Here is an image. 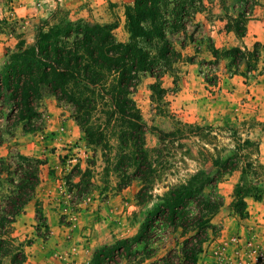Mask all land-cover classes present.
Here are the masks:
<instances>
[{
  "label": "rangeland",
  "instance_id": "obj_1",
  "mask_svg": "<svg viewBox=\"0 0 264 264\" xmlns=\"http://www.w3.org/2000/svg\"><path fill=\"white\" fill-rule=\"evenodd\" d=\"M11 1L2 3L4 12L0 15L4 43L0 70L9 50L33 44L43 21L83 19L92 25L118 22L116 38L125 41L129 37L124 9L118 3L40 0L45 15L24 23L9 14ZM68 2L72 5L70 8ZM204 3L210 21L221 17L225 28H234L241 9L239 0H206ZM13 37L14 47L6 44ZM201 37L204 41L185 48L174 72L163 77L162 86L167 90L162 96L153 95L151 85L155 78L150 74L142 76L133 93L146 125L144 147L153 162V171L147 179L136 177L132 170H125L123 164L119 166L114 123L108 128V146L89 144L73 117L72 107L59 103L44 88L38 100L39 118L31 124L38 128L26 131L23 124L14 126L15 107L10 99L0 98V158L17 161L16 156L23 154L45 161L39 166V182L30 200L11 224L17 241L27 245L28 258L24 264H53L58 254H75L82 241L95 242L93 248L96 249L134 234L148 209L161 201L171 187L186 182L200 169L221 177L216 190L212 191L221 202L212 220L217 235L210 236L211 248L206 250L210 252L212 264H264V260L256 261L254 252L256 249L264 251V200L247 198V215L243 218H239L231 206L244 166L252 167L254 181L264 188V163L259 160L264 115L253 112L255 107L264 104L256 100L257 91L253 87L264 73V64L260 66L264 47H261L258 66L248 70L245 61L234 64L224 55V51L231 48L226 45L219 48L218 58L208 60L210 37L204 30L196 35L198 39ZM189 57H195L194 67L189 65L192 63L187 61ZM189 72L197 81L195 91L199 97L195 101H188L184 96L192 88L191 79L187 78ZM236 74L238 94H235L236 84L230 80ZM100 109L93 119L98 123L106 118ZM236 173L239 178L234 176ZM9 187L5 185V189ZM90 199L96 201L97 207L93 205L91 218L80 229L79 216L88 208L85 203ZM0 205L10 209L8 202L0 201ZM97 221H104L103 225ZM224 235L227 236L224 238ZM235 237L241 241L235 242ZM248 241H252L256 249L248 248Z\"/></svg>",
  "mask_w": 264,
  "mask_h": 264
},
{
  "label": "trees",
  "instance_id": "obj_2",
  "mask_svg": "<svg viewBox=\"0 0 264 264\" xmlns=\"http://www.w3.org/2000/svg\"><path fill=\"white\" fill-rule=\"evenodd\" d=\"M261 2L239 0L241 9L231 28L244 36L250 14ZM204 10V0H134L124 5L129 33L125 41L116 38L118 22L43 21L33 44L9 50L0 70V98H9L14 105V126L23 124L26 131L38 128L31 124L39 118L38 100L46 88L59 103L72 107L89 144L108 146V128L114 123L119 166L147 179L153 162L144 147L146 125L133 93L144 74L155 78L153 95L166 92L162 79L174 72L183 58L182 50L189 43L204 41L196 38L201 29L196 14ZM207 46L218 58L221 50L211 38ZM261 47L258 41L253 49L233 46L224 55L234 64L245 61L248 70L254 69ZM187 61L194 62L195 57ZM99 108L106 118L98 123L93 119ZM13 159L0 158V201L10 204V209L0 205V264H24L28 258L27 245L17 241L11 224L30 200L39 182V166L45 163L23 154ZM219 181L221 177L200 169L186 182L171 187L146 211L134 234L96 248L88 264H198L217 235L212 220L221 202L212 191ZM249 197L264 200V188L254 181L250 165L243 167L231 203L239 218L247 215Z\"/></svg>",
  "mask_w": 264,
  "mask_h": 264
},
{
  "label": "crops",
  "instance_id": "obj_3",
  "mask_svg": "<svg viewBox=\"0 0 264 264\" xmlns=\"http://www.w3.org/2000/svg\"><path fill=\"white\" fill-rule=\"evenodd\" d=\"M8 1V0H7ZM111 3H118L120 6L123 7L127 3H133L134 0H108ZM206 2V0L204 1ZM2 3H5V0H0V15L3 14L4 12V6ZM67 6L69 8L72 6L70 2H68ZM74 6V5H73ZM11 7L12 9L9 11V14L13 16V18L20 19L21 22L24 23H29L30 21L34 22L36 19L41 18L42 16L45 15V8L44 5L42 4V1L40 0H12L11 1ZM124 12V11H123ZM207 10H204L203 12H199L196 14V20L201 24V29L198 31V33L202 32L204 30L209 37L212 39L214 42L215 46L217 48H222L223 46L227 47H233V46H241V47H247L251 49L253 45L258 41L264 44V0H262L261 4L257 5L253 10L252 13L250 14V18L246 24L247 29H246V34L244 36L236 34L233 28H225L223 25L224 21L223 19L220 18H215L214 21H210L207 17ZM252 15V17H251ZM27 25L23 28L25 30ZM197 33V34H198ZM2 36L0 34V61L3 59V40ZM11 39V38H10ZM15 38L13 37L10 41H7L6 44H11V46H15ZM196 43H189L185 48H189ZM184 48V49H185ZM182 50L183 52L185 50ZM211 51L208 50V53L206 54L208 60L213 58ZM261 64H264V59H261ZM191 67H194L195 61L189 64ZM191 72L188 74V79H191V82H189L190 86L192 85V88L189 93H185L184 96L185 98L190 100H197L199 97L198 93H196L195 85H196V77L195 75H190ZM187 79V81H188ZM231 82L236 84V90L235 94H238V75L236 74L234 77L230 78ZM254 89L257 91V97L256 100L258 102L264 101V73L260 75V81L257 82L254 86ZM192 104H196V102H192ZM254 114L257 115H264V104L260 107H255L253 109ZM264 118V117H262ZM259 160L260 162L264 163V137L261 140L260 143V154H259ZM234 176L236 178H239V175L236 173ZM96 203L94 199H90L86 201V205H89L88 208L86 207L84 211L81 212L79 216V221L78 225L80 229H82L84 226H86L87 220L91 218V209L93 205ZM97 207L94 205V208ZM93 208V209H94ZM93 211V210H92ZM99 222V221H97ZM103 222H99L100 224L103 225ZM89 224V223H88ZM227 236V235H226ZM225 235L223 236L224 238L226 237ZM223 239V238H222ZM221 239V240H222ZM79 250L75 254H69V253H62L58 254L56 258L53 260V264H88L89 259L91 258V255L93 251L95 250L93 247H95V242L90 241L85 242L82 241L81 244L79 245ZM211 248V245L208 244L205 248V251L200 255L198 264H212L214 263L212 260V257L209 255L210 252L208 253L209 249ZM208 251L206 252V250Z\"/></svg>",
  "mask_w": 264,
  "mask_h": 264
},
{
  "label": "built area",
  "instance_id": "obj_4",
  "mask_svg": "<svg viewBox=\"0 0 264 264\" xmlns=\"http://www.w3.org/2000/svg\"><path fill=\"white\" fill-rule=\"evenodd\" d=\"M233 240L235 241V242H240L241 240L238 238V237H235V238H233ZM246 245H247V247L248 248H253V242L252 241H248V242H246ZM253 249H256V248H253ZM257 250V249H256ZM256 250H254V252H256V261L258 262V263H260V262H262L263 260H264V251H261V252H257ZM249 264H254L253 262H249Z\"/></svg>",
  "mask_w": 264,
  "mask_h": 264
}]
</instances>
